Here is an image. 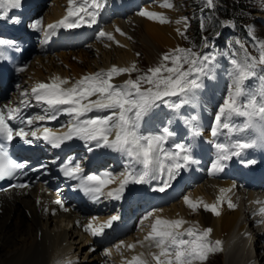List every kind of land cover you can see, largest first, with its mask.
<instances>
[{
  "label": "snow or ice",
  "instance_id": "6c2138e0",
  "mask_svg": "<svg viewBox=\"0 0 264 264\" xmlns=\"http://www.w3.org/2000/svg\"><path fill=\"white\" fill-rule=\"evenodd\" d=\"M106 0H68L67 15L55 24H49L48 29L78 28L81 22L94 24L100 10L105 6ZM211 6L213 0H206ZM21 6V0H0V10L4 18L10 9ZM171 8V4H164ZM141 16L156 20L163 24L165 17L156 12L141 11ZM88 19H85V18ZM41 22L36 21L33 27ZM180 23V21H177ZM119 32L120 30L117 29ZM123 35V33H121ZM100 37L114 39L111 33L101 31ZM257 55L251 56L245 45L240 41L242 55L233 53L230 60L232 69L229 73L231 84L223 103L215 116V127L212 136L218 134L219 129L227 130L231 135H248L249 138L236 139L228 144L216 143L218 150L216 161L212 164L214 171H222L226 162L234 156H240L248 148L264 143V41L253 38ZM208 47L207 43L204 45ZM139 55V54H137ZM215 65V56L200 54L192 49L176 48L161 57V62L146 72L138 74L135 79L129 78L120 84L113 80L123 74L131 77L138 72L136 65L130 67L111 66L97 72L82 76L75 82L68 78L54 77L50 82L37 83L31 89V95L37 104L42 106L43 114L32 117L20 115V108H9L7 113L0 109V138L11 142L14 137L28 140L29 137L42 139L53 148H59L74 138L84 141L94 147H104L120 153L126 160V168L120 175L119 186L105 192L107 186L115 182L111 173L104 176L90 174L83 175L80 163L74 165L69 162L64 167V175L73 180L80 181V187L86 193L98 200L101 196L119 199L128 183H147L160 181L157 191L164 192L171 180L175 178L180 169L195 163L191 148L181 143L174 145V151L165 148V144L175 133L168 126L162 127L158 132L145 133L141 130L144 117L154 108L166 105L170 109L178 110L185 104L192 103L197 91L203 85L204 78H211ZM255 79L257 88H249L246 81ZM176 97L177 101L170 98ZM21 103H24L23 101ZM25 106H27L25 104ZM91 113H107L106 115H89ZM60 115H66L68 120L67 131L56 132L50 127H35L38 122L54 121ZM243 117L240 124L232 122V117ZM18 119L25 127L14 129L9 121ZM197 120L198 117H191ZM254 133L252 136L250 134ZM92 147H89V151ZM253 163V161H247ZM25 164L12 161L0 149V179H17L26 176ZM13 187L25 189L27 183H18ZM225 190L221 189V193ZM223 197H218L216 203L208 204L202 200L193 201L184 197L185 203L192 210L202 206L205 210L219 215L218 207ZM55 203L63 207L60 200ZM229 208H235L230 200ZM47 211V209H45ZM67 210V209H65ZM264 213V209H261ZM150 215L144 217L145 220ZM118 219L113 215L107 222L94 226L92 222L86 230L93 236H100L105 229L112 226ZM187 222L182 219H163L156 217L150 226L149 233L144 241L148 247H155L158 252L149 251L148 255L155 264H196L207 259L209 253L219 250L220 241L212 242L209 239L211 229L202 231L194 228H184ZM143 246L144 242H139ZM119 248L120 245H117ZM129 249L135 245H127ZM105 255H110L106 251ZM128 264H149L141 253L133 256Z\"/></svg>",
  "mask_w": 264,
  "mask_h": 264
},
{
  "label": "bare ground",
  "instance_id": "6f19581e",
  "mask_svg": "<svg viewBox=\"0 0 264 264\" xmlns=\"http://www.w3.org/2000/svg\"><path fill=\"white\" fill-rule=\"evenodd\" d=\"M24 1L30 7L29 0ZM77 2L79 3L80 0H77ZM134 2L140 3V12L151 11L160 14L169 12V15L171 14L173 17L180 14L176 3L173 4L171 8H168L157 1L148 4L145 0H116L115 5L118 9L123 10L124 6L133 4ZM54 4L55 5L45 13L51 15L52 18L46 17V15L40 11L44 26L40 35L37 36H43V34H45V27L49 23L62 18V16L66 14L63 8L68 7V0H59ZM103 8H105V6ZM110 12V9L104 10L101 18L104 19L105 15ZM139 13L132 17H115L113 18L115 19L113 25L122 31L123 34L128 35L126 32L131 29L134 23H137L138 27L136 26L137 29L133 34L134 36L140 34L143 44L152 43L161 49H163L164 46L172 48L175 43V36H177L178 33L177 26L173 24H161L156 20L141 16ZM98 16L96 17V21H98ZM85 19L88 18L86 17ZM104 28L105 30L103 32L111 33L114 37L113 43L109 44L110 46L119 43L125 48L132 49L121 50L117 48L114 51L105 50L99 54H95L92 53L93 50L91 52L85 50H89L90 47L93 46L97 47V43L101 41H103L102 44H106V40H109L106 36L100 41L94 42V44H89L90 46H87L85 43L93 36L76 38V40L63 37L61 42L50 44V48L48 50L46 49V51H53L54 54H56L62 66L53 64L52 59L49 60L47 64H43L46 58L40 59V62L46 68V73L51 72L54 77L68 78L71 82H75L82 76L90 74L91 71L94 73L101 69L107 70L113 65L118 67L132 66V64H134L133 62L136 60L133 58V53L136 51L134 49L135 47L132 46L134 38L132 39L131 36L122 37L114 35V30H112V28L109 29V25ZM130 34L132 33L130 32L129 35ZM66 43H70L72 47L76 43H84L85 45L84 48L78 50L79 52H68V54H66L62 51V46ZM70 56H75L78 63L71 62ZM93 56L96 57L92 59L91 57ZM35 74L39 77L44 76V72L42 71H37ZM127 79H129V75L124 74L116 77L113 83L120 84ZM106 114L107 113H102L101 115ZM150 117V113L144 117L141 130L145 133L158 132L157 129L151 128L152 123ZM204 119L203 116H199L197 120L196 129L199 134V140L203 144L212 143V130L206 129L207 125ZM236 139L237 136L232 135L230 141L234 142ZM248 153H251L250 148L245 149L241 155L238 157L236 156L235 159L242 160L243 155ZM215 158L216 156L213 157V159ZM223 178L224 180L221 182H207L204 189L199 187L191 193V197H195L208 204L216 203L218 197H223L218 207L219 215L205 210L202 206L196 209V219L199 221L195 222L192 219L194 223L193 228L200 231L204 229L212 230L209 239L213 238L215 241L218 240L221 242L219 248L221 252H223L224 264H264V224L259 226L253 216H258L261 213L258 212V209L251 210L247 201L244 200V198H252L251 196L239 195L232 191L235 186L237 187L241 184L237 176H234L233 181L229 183L231 181V173L227 171ZM155 183L156 180H153L147 182L146 185H154ZM221 189L225 191L221 193ZM34 197L35 192L31 191L26 196H10L3 200L2 203L4 207L1 208L3 212L0 214V264H83L82 261H80L82 262L80 263L79 260L75 258L84 253L85 246L80 240L81 236L79 233L70 228L71 220L69 216L64 215L61 218L42 217L38 212L37 206L34 204ZM235 199L240 201V205L235 208H229L228 201L230 200L233 203ZM177 210H181V208L179 207ZM191 212L193 216L194 212ZM257 212L259 214H257ZM170 217L174 220H184L185 212L179 211L170 215ZM246 232L251 233L248 239H245L247 237ZM77 241H79V243H77ZM74 245L78 247L74 249ZM149 251L158 252V249L155 247L149 249L147 243L139 248L133 256H138L143 253L144 258L149 261V264H155V261L148 255ZM95 259L96 255L93 254L91 261L93 262Z\"/></svg>",
  "mask_w": 264,
  "mask_h": 264
},
{
  "label": "rangeland",
  "instance_id": "374dc122",
  "mask_svg": "<svg viewBox=\"0 0 264 264\" xmlns=\"http://www.w3.org/2000/svg\"><path fill=\"white\" fill-rule=\"evenodd\" d=\"M111 1L113 2L114 0H111ZM161 1H162V3H164V1H166V0H161ZM167 1H168V4H171V5H173L174 2L177 1V6L180 9V11H179L180 14H178L175 18L173 16L171 17L169 14H164V17H166L165 19L167 21L164 24H173V25L177 26V28H178L177 36H175V39H174L175 43H174L172 48L164 46L163 49H161L160 47H157L155 44L153 45L152 43L143 44L141 41L142 36L140 34L138 36H134V34H133L138 27L137 23H134V25L130 29L131 31L128 30L126 33H128V36H131L132 39L134 38L132 46L135 47L134 49L136 51H134V53H133L134 56L133 55L132 56L136 60L133 63L136 65V67L139 71L133 72L131 74V77H129V78L135 79L138 74L146 72L149 68L157 66L161 62V57L164 54L170 53L176 48H183V49L191 48L188 45L189 42L185 41L186 40L185 34H188L187 33V31L189 30L188 28H191L190 13H191L192 6L194 3L198 2V1H199V3H203L204 0H167ZM249 4H251V6L257 5V7L261 8L264 11V0H250ZM211 7L213 8L214 15L217 16L218 15L217 0H213ZM139 9L140 8L137 7L133 12L130 13V16L138 13ZM207 15H209V14L207 13ZM262 17L264 18V15ZM114 21H115V19H112V21L108 25H109V29L112 28V30H114L113 34L116 35L115 31H117V28L115 27V25H113ZM177 21H180V23H177ZM222 23H227V25L230 26V28H231V32H233V29H234V23L233 22H231V21L227 22L226 20H222ZM108 25H106V26H108ZM234 31H235V29H234ZM255 31H257L256 28H255ZM130 32L132 34L129 35ZM121 33H123V32L117 31L118 36H122V37L126 36L124 34L122 35ZM254 34H255V32H254ZM187 37H190V36H187ZM208 37H209L207 40L208 47H205L208 50L206 49V51L204 53H200V54H212V55H214L215 56V65H214L212 77L203 79V85L200 88V90H203V91L209 90V91L206 92L205 94H202V93H200V91H197L195 100L192 103L183 105L178 110L170 109L166 105L161 104L160 107L154 108L152 113L150 112L151 117L154 119V123L157 125V127L159 129H161L164 126H168V127H170V129L172 131H174V133H175L174 136L177 138L180 137L182 140H188V137L186 136L188 134V132H187L188 126H191L194 129L197 128L196 127L197 126V120H192L191 117H193V116L199 117L200 116L199 114L203 115V117L211 124V129L213 130V128L215 127V116L217 115L218 109H219L220 105L223 103V100L226 97V95L229 91L230 84H231V78L229 76V73L232 69V66L230 64V60L233 58L232 54L233 53L236 54V45L239 46V44H237V43L230 44V52L229 53H231V54L227 55L228 53L226 51H219L215 48H214L215 50H213L212 49L213 48L212 42L216 37L215 36H208ZM234 38H236L235 42L240 41L242 44L245 45L247 52L251 56L257 55V48L254 46L253 38L257 41H264V35L260 36L259 34L258 35L255 34L254 36H249L247 38L248 39V45L240 39V36H235V34H234ZM113 40L114 39L106 40V44H103L105 46L96 45L97 47H94V46L90 47L91 50H93L92 53L99 54L100 52H103L105 50L114 51L117 48L121 49V50L122 49L123 50L132 49V48H127V47L125 48L124 46H122L119 43H115L114 46H110L109 44L113 43ZM187 40H188V38H187ZM211 45H212V47H211ZM106 46H107V49H103V47L106 48ZM164 50L166 51L165 53L163 52ZM85 51H89V50H85ZM85 51H82V52H85ZM77 52H79V51H77ZM89 52H91V51H89ZM137 54H139V55H137ZM95 57L96 56H93L91 58L93 59ZM70 61L74 62V63L75 62L78 63L75 56H70ZM261 67H264V66H261ZM246 85L249 88L254 89V88L258 87V82L255 79H249L246 81ZM170 100L171 101H177V98L173 97V98H170ZM198 101L201 103V105L204 107L205 110H203V111L201 110V109H203V107L199 104ZM196 106H198V108H199L198 110L194 109ZM234 117L235 116L232 117V122H233ZM222 130L224 131V133L228 132L227 130H224V129H222ZM219 132H221V129ZM175 137H173V138H175ZM74 242H76V241H74ZM77 243H79V241H77ZM73 247L75 249L78 246L74 245ZM80 263H82V262H80ZM196 264H224L223 263V254L219 256V253L216 250L214 252L209 253L207 256V259L205 261H203V262L198 261V262H196Z\"/></svg>",
  "mask_w": 264,
  "mask_h": 264
},
{
  "label": "trees",
  "instance_id": "16d2710c",
  "mask_svg": "<svg viewBox=\"0 0 264 264\" xmlns=\"http://www.w3.org/2000/svg\"><path fill=\"white\" fill-rule=\"evenodd\" d=\"M195 36H192V39L196 42L195 47H201V36H199V32L195 31ZM231 37H226V36H218L215 40L216 46L218 48H221L222 46L225 47L227 40H229Z\"/></svg>",
  "mask_w": 264,
  "mask_h": 264
}]
</instances>
